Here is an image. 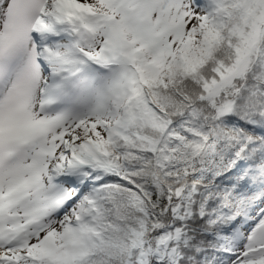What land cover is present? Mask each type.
Wrapping results in <instances>:
<instances>
[{"label": "snow or ice", "instance_id": "1", "mask_svg": "<svg viewBox=\"0 0 264 264\" xmlns=\"http://www.w3.org/2000/svg\"><path fill=\"white\" fill-rule=\"evenodd\" d=\"M0 264H264V0H0Z\"/></svg>", "mask_w": 264, "mask_h": 264}]
</instances>
